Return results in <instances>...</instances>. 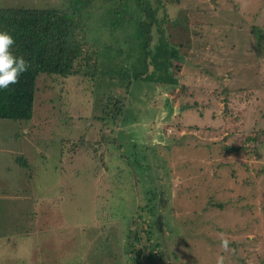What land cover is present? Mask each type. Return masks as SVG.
Returning a JSON list of instances; mask_svg holds the SVG:
<instances>
[{"label": "rangeland", "instance_id": "rangeland-1", "mask_svg": "<svg viewBox=\"0 0 264 264\" xmlns=\"http://www.w3.org/2000/svg\"><path fill=\"white\" fill-rule=\"evenodd\" d=\"M145 1L155 7V0ZM75 3L90 24L116 6L124 13L136 11L134 0H0L5 8L67 12L78 7ZM155 17L167 22L161 29L166 41L168 24L177 26L172 36L184 47L169 67L176 79L172 86L136 81L126 92L122 83L109 79L112 72L99 67L94 80L82 74L38 77L31 120H0V194L6 195L0 199V264H91L100 242L121 244L124 238L118 229L116 236L109 235L117 219L93 218L90 200L103 201L99 210L109 204L108 197L122 199L132 210L143 193H156V206L169 207L177 217L171 219L176 241L166 249L175 254L176 264H264V174L255 172L264 167V54L258 56L255 47L264 41V0H159ZM151 32L154 43L158 31ZM217 45L234 48L233 55L221 56V47L209 52ZM213 73L211 81L207 75ZM113 98L121 100L124 123L117 119L103 128L96 118L108 116ZM87 124L92 134L105 132L122 145L109 149L122 158L107 155L109 171L97 176L92 169L99 163L67 155ZM17 158L25 160L26 169L15 165ZM116 170L122 175L117 183ZM55 175L61 189L51 184ZM110 179L107 186L104 181ZM78 187L99 232L90 226L81 232L64 213ZM17 195L21 207L12 200ZM45 199L52 201V215L42 204ZM33 201L39 204L32 207ZM34 217L42 219H35L32 229ZM118 264H127L124 257Z\"/></svg>", "mask_w": 264, "mask_h": 264}, {"label": "trees", "instance_id": "trees-1", "mask_svg": "<svg viewBox=\"0 0 264 264\" xmlns=\"http://www.w3.org/2000/svg\"><path fill=\"white\" fill-rule=\"evenodd\" d=\"M155 1V7H149L145 0H134L135 14L133 10L124 13L121 11V6H116L115 9H108L107 17L104 19L95 17L91 24L87 21L89 16L81 19L82 14H80V7L77 3L75 4L78 7H72L70 12L50 7L24 9L0 6V32L11 34L15 41L11 51L15 56H22L31 65L28 71L20 75L17 84L9 85L7 89L0 90V120L19 121V123H28L31 120L35 84L38 77H56L63 80L82 74L89 80L90 77L94 80L97 73L95 70L99 67L100 71L103 69L107 73L112 72L113 75L109 79L122 83L126 92L133 87L136 81L162 83L168 86L175 84L176 79L172 77L169 67L172 66V61L178 62L179 47L180 49L184 47L178 46V41L172 36V34H177V26L174 23L168 24V42L165 40L161 29L167 22L155 17L159 0ZM88 24H90L89 28ZM151 28L158 31V38L154 43L151 42ZM189 30L190 27L188 26L187 33H190ZM255 30L258 32L257 35L261 34L260 29ZM101 37L107 39L108 44L101 40ZM259 39V37L256 38L255 42H258ZM150 43L152 44L151 49ZM220 47L221 45H217V47L211 48L209 52L216 51ZM255 47L260 53L258 56L264 54V41L259 40ZM232 50L234 48L221 47L219 52H221V56L227 57V55H233ZM149 66L151 69L148 71ZM214 75V73L208 74L207 77L213 81L216 79V75ZM191 78L194 80L195 77L192 76ZM113 99L108 116L104 117L106 114H102V117L96 118L103 128L109 121L114 122L117 119L121 121V124L124 123L121 100ZM87 126L88 124L84 126L83 133L68 146L67 155L68 160L73 154H76L85 156L94 164L99 163V166L96 167L97 170L92 169L93 175L97 176L99 172L109 171V162L105 163L107 155L110 158L114 156V159L122 158V156L116 157L109 150L112 148L113 151H116L121 149L122 145L118 143L116 137L107 136L105 132L99 131L98 136H96L95 131L92 134ZM20 136L21 134L18 133L16 138H20ZM246 140L256 141L253 138H246ZM229 150L235 151V149L226 148V151ZM15 165L21 170L27 168L25 160L20 161L19 158L16 159ZM119 170L124 171L123 169ZM116 171L118 175L114 179L117 183L122 175L118 170ZM255 172L264 174V167H257ZM72 174L78 175L76 172ZM222 174L225 175V173L220 172L218 175L221 176ZM55 178L57 180L52 181L51 184L61 189L56 175ZM112 181L114 180L110 179L104 182L109 186L107 183H112ZM223 184L226 185V181ZM82 185L84 187V182ZM120 187L124 188L121 189ZM125 187L119 185L123 191L127 189ZM75 190L74 203H70V209L65 208L64 211L70 223L77 224L81 232L90 226L96 233L99 232V228L93 218L101 220L107 214L108 218L117 219L116 223H118V226L111 227L109 235L116 236L115 229H118L124 238V242L121 244L117 240L112 242H105V240L100 242L99 240L98 249L90 255L91 264H118L123 260V257L127 264H176L177 257L172 252L166 254V249L171 239L176 241L171 229L172 224H174L171 219L176 220L177 217L175 213L172 215V212H169V207L165 206L164 208L163 204L156 206V193H151V195L143 193L141 202L130 205L132 210L126 207L122 199L114 198L113 202H110L108 197L109 204L99 210L98 205L103 201L95 204L94 199L90 200L92 203L90 207L94 208L92 214L94 217L92 218L88 210V201L83 203L77 194L80 187ZM108 193L111 196L112 190H108ZM12 198V200L20 202L18 207H21L22 197L17 195L16 198ZM48 201L50 200L45 199L42 204L46 203L49 215H52L53 211L50 208L52 201L49 203ZM37 204L39 203L34 204L33 201L31 206L34 207ZM114 205L115 208H113ZM218 206L220 207V205ZM35 219L42 218H32V229L36 225ZM48 224L50 223L48 222ZM39 225H41L40 229L43 228L42 224ZM44 228L48 230L46 227ZM27 231L30 230L27 229ZM117 257L119 258L117 259ZM103 260H110V263H104Z\"/></svg>", "mask_w": 264, "mask_h": 264}, {"label": "clouds", "instance_id": "clouds-1", "mask_svg": "<svg viewBox=\"0 0 264 264\" xmlns=\"http://www.w3.org/2000/svg\"><path fill=\"white\" fill-rule=\"evenodd\" d=\"M15 41L8 32H0V90L17 84L19 77L31 67L22 56L11 51Z\"/></svg>", "mask_w": 264, "mask_h": 264}, {"label": "crops", "instance_id": "crops-1", "mask_svg": "<svg viewBox=\"0 0 264 264\" xmlns=\"http://www.w3.org/2000/svg\"><path fill=\"white\" fill-rule=\"evenodd\" d=\"M0 196H1L0 199L2 198L4 199L6 197V195H3V194H0Z\"/></svg>", "mask_w": 264, "mask_h": 264}]
</instances>
